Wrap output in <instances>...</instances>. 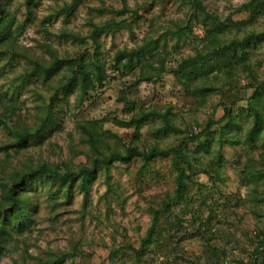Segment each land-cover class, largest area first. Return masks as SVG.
<instances>
[{
  "label": "rangeland",
  "instance_id": "obj_1",
  "mask_svg": "<svg viewBox=\"0 0 264 264\" xmlns=\"http://www.w3.org/2000/svg\"><path fill=\"white\" fill-rule=\"evenodd\" d=\"M76 1L0 0V264H264V0Z\"/></svg>",
  "mask_w": 264,
  "mask_h": 264
},
{
  "label": "trees",
  "instance_id": "obj_2",
  "mask_svg": "<svg viewBox=\"0 0 264 264\" xmlns=\"http://www.w3.org/2000/svg\"><path fill=\"white\" fill-rule=\"evenodd\" d=\"M80 0H77L76 2H74V4H76L77 2H79ZM0 22H2L3 24H5L7 21H6V18L4 17H0ZM217 52H225V49L223 48H219ZM72 64H75L76 63V60H71ZM62 62H58V61H55L54 64L51 66L52 68H54L57 64H61ZM71 64V63H70ZM71 64V66H73ZM47 70H49V68L47 67ZM75 72L81 74L82 73V76H80V79H81V82L84 86H86V88L88 86H90L89 84H92V86H94V82H100L102 80V78H96L94 81H91L90 78H89V75H87L85 72H84V67L81 65V64H78L77 65V70H75ZM210 128V125L207 126V129ZM192 139V138H191ZM182 149L181 147L178 145L176 147H169V148H166V149H162V148H159V147H154L151 149L150 153H147V152H140L138 151L136 148H133V147H130L128 148V150L126 151L125 154H121L119 152H115V153H110L109 155H106L102 161L105 162V164L109 165L115 161H120L122 163H125V162H128L130 161V159L133 157V156H138V155H141L144 157V159L148 160L150 159L153 155L155 154H160V155H168L170 153H174L175 156H179L180 153H181ZM98 165V162H99V159H96L95 160ZM97 165H92L91 167H85V166H82L80 168L79 171H72V170H69L67 171L66 173H62L61 171L57 170V169H50V168H47L45 166H42L40 167V171L41 172H44L47 176L49 175V177H53V178H59L61 180H64V181H76V182H80V184L85 187L86 183L92 181L95 176H96V170H97ZM176 165L177 167L180 169V172H183L184 170L179 166V163L176 162ZM177 181H178V188H177V192H180L181 188H182V185H183V175L181 173H179L177 175ZM3 212H7V209H4V211H0V214H3ZM3 222L4 220L7 218V215L4 213L3 215ZM158 216H159V211L155 212V215H154V218H153V226H152V229L154 227V225L156 224L157 220H158ZM152 229L150 231H152ZM65 259V254L59 256V257H56L52 262H41L39 264H59L61 263L62 261H64Z\"/></svg>",
  "mask_w": 264,
  "mask_h": 264
}]
</instances>
